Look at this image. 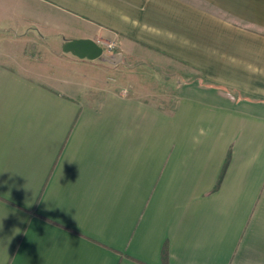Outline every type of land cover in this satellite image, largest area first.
<instances>
[{"label":"crops","instance_id":"1","mask_svg":"<svg viewBox=\"0 0 264 264\" xmlns=\"http://www.w3.org/2000/svg\"><path fill=\"white\" fill-rule=\"evenodd\" d=\"M0 264H264V0H0Z\"/></svg>","mask_w":264,"mask_h":264},{"label":"water","instance_id":"2","mask_svg":"<svg viewBox=\"0 0 264 264\" xmlns=\"http://www.w3.org/2000/svg\"><path fill=\"white\" fill-rule=\"evenodd\" d=\"M64 52H71L77 58L94 60L104 56L102 47L91 39H69L62 43Z\"/></svg>","mask_w":264,"mask_h":264},{"label":"trees","instance_id":"3","mask_svg":"<svg viewBox=\"0 0 264 264\" xmlns=\"http://www.w3.org/2000/svg\"><path fill=\"white\" fill-rule=\"evenodd\" d=\"M227 163H228V157H227V159L225 160V162H224V164H223V167H222L221 173H220V175H219V178H218V180H217L216 186H218V184H219V182H220V179L222 178V175H223V172H224V169H225ZM161 257H162L163 262H165L166 259H167V249H166V244L163 245V248H162V251H161Z\"/></svg>","mask_w":264,"mask_h":264},{"label":"built area","instance_id":"4","mask_svg":"<svg viewBox=\"0 0 264 264\" xmlns=\"http://www.w3.org/2000/svg\"><path fill=\"white\" fill-rule=\"evenodd\" d=\"M101 47H102L103 51H106V50L110 49L112 47V45L111 44H107V45H103Z\"/></svg>","mask_w":264,"mask_h":264}]
</instances>
